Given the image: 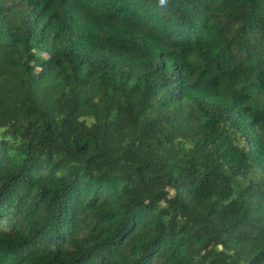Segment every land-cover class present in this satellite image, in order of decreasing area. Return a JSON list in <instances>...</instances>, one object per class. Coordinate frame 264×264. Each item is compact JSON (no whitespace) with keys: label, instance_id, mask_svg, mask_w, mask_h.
<instances>
[{"label":"trees","instance_id":"obj_1","mask_svg":"<svg viewBox=\"0 0 264 264\" xmlns=\"http://www.w3.org/2000/svg\"><path fill=\"white\" fill-rule=\"evenodd\" d=\"M0 264H264V0H0Z\"/></svg>","mask_w":264,"mask_h":264},{"label":"clouds","instance_id":"obj_2","mask_svg":"<svg viewBox=\"0 0 264 264\" xmlns=\"http://www.w3.org/2000/svg\"><path fill=\"white\" fill-rule=\"evenodd\" d=\"M165 2H166V0H159V3H160L161 5L165 4Z\"/></svg>","mask_w":264,"mask_h":264}]
</instances>
